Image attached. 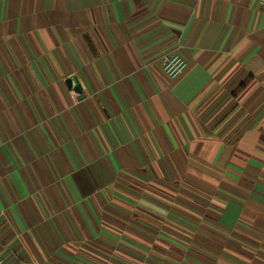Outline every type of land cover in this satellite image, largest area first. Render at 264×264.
Masks as SVG:
<instances>
[{
    "label": "crops",
    "instance_id": "crops-1",
    "mask_svg": "<svg viewBox=\"0 0 264 264\" xmlns=\"http://www.w3.org/2000/svg\"><path fill=\"white\" fill-rule=\"evenodd\" d=\"M261 1L0 0V264H264Z\"/></svg>",
    "mask_w": 264,
    "mask_h": 264
},
{
    "label": "built area",
    "instance_id": "built-area-1",
    "mask_svg": "<svg viewBox=\"0 0 264 264\" xmlns=\"http://www.w3.org/2000/svg\"><path fill=\"white\" fill-rule=\"evenodd\" d=\"M261 7L264 14V0L261 1ZM161 61L164 73L172 79L180 76L187 67V62L179 49L165 52L161 56Z\"/></svg>",
    "mask_w": 264,
    "mask_h": 264
},
{
    "label": "water",
    "instance_id": "water-1",
    "mask_svg": "<svg viewBox=\"0 0 264 264\" xmlns=\"http://www.w3.org/2000/svg\"><path fill=\"white\" fill-rule=\"evenodd\" d=\"M64 83L68 90H74L78 93H81L83 91L82 85L79 82L77 75L75 74L70 75Z\"/></svg>",
    "mask_w": 264,
    "mask_h": 264
}]
</instances>
